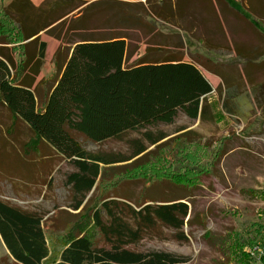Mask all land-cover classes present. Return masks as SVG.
<instances>
[{
	"label": "trees",
	"instance_id": "1",
	"mask_svg": "<svg viewBox=\"0 0 264 264\" xmlns=\"http://www.w3.org/2000/svg\"><path fill=\"white\" fill-rule=\"evenodd\" d=\"M86 4L82 0H56L43 9L31 0H12L3 9L2 18L18 30L21 61L9 46L2 33L5 25L0 22V157L12 154L15 161L11 165L0 161V176L8 181L15 175L27 180L37 166L46 172L55 157L66 160L76 168L67 176L75 194V211L81 210L98 186L101 166L123 161L86 151L77 134L96 144L127 141L131 134H139L141 139L128 142L133 150L128 158L131 160L167 138L163 132L155 135L152 129L174 125L180 115L193 121L215 120L208 101L214 93L208 76L219 77L229 86L231 82L223 70L227 66L193 53L184 35L210 53L219 48L213 40L216 34L232 35L236 52L243 58L233 23L245 19L264 35V26L241 0H176V12L171 0H148L145 18L132 11L128 3L102 0L80 10L78 19H66ZM92 18L99 24L91 26ZM110 20L115 25L108 27ZM156 23L164 26L165 33H156ZM129 27L146 29V38L151 37L144 43V55L135 60L130 53L126 56ZM45 31L63 42H83L74 47L69 60L65 52V59L56 62L58 72L47 80L41 77L47 43L38 37L30 42ZM227 50L231 55V48ZM247 59L244 71L249 72L257 63L249 56ZM246 76L252 79L249 73ZM254 90L261 95L264 83ZM217 91L225 95V84ZM24 131L30 137L28 142L20 139ZM190 135L185 133L186 138ZM197 184L192 181L185 187L191 189ZM183 201L156 205L150 200L138 203L136 209L117 199L100 201L93 207L90 204L85 207L88 221L71 229L59 244L40 213L21 210L0 199V237L14 264H184L190 259L169 252L142 253L127 248L158 223L175 230L178 240L187 241L184 228L190 206ZM127 214L133 216L134 224L126 219ZM92 227L109 243L108 249L95 246L89 232ZM251 227L250 238L237 236L234 241L236 264H254L245 248L256 243L264 233V225Z\"/></svg>",
	"mask_w": 264,
	"mask_h": 264
},
{
	"label": "rangeland",
	"instance_id": "2",
	"mask_svg": "<svg viewBox=\"0 0 264 264\" xmlns=\"http://www.w3.org/2000/svg\"><path fill=\"white\" fill-rule=\"evenodd\" d=\"M11 1L0 0V22L5 25L2 33L21 61L22 40L18 30L2 18L3 9ZM55 1L43 0L37 8L47 9ZM241 1L245 9L264 26V0ZM108 2L128 3L132 11L145 18L148 0ZM171 3L172 7L176 6V0H171ZM234 4L237 5V2ZM111 6L116 7L114 4ZM173 9L176 12V8ZM77 12L68 20L78 19L82 14ZM96 18L90 22L93 27L96 26ZM240 19L241 22L233 23V29L238 35L237 46L245 58L236 52L232 35L216 34L213 38L219 43L216 53L202 49L200 44L184 35L193 53L206 55L212 61L227 66L223 68L231 82L229 86L223 82L227 92L220 96L217 91L208 98L215 120L193 121L180 115L174 125L152 129L155 135L163 132L167 138L157 146L149 147L144 155L131 160L128 158L132 157L133 150L128 142L141 139L139 134H131L127 141L109 140L103 144L88 142L77 134L86 151L123 160L113 166H101L102 177L99 178L98 186L79 211L73 209L75 194L67 183V176L76 172V168L70 162L56 157L49 162L46 172L37 166L35 173L27 180L15 175L8 181L0 176V199L21 210L40 213L46 226L51 227L50 235L59 244L67 239L66 235L71 229L88 221L89 213L85 207L90 204L93 207L100 201L117 199L136 209L138 203L150 200L160 205L164 201L184 199L183 202L190 206V214L186 219L188 225L184 228L187 241L178 240L175 230L158 223L150 227L137 244L127 248L142 253L169 252L189 258V263L184 264H236L232 247L236 237L242 236L246 240L253 235L249 232L252 225H264V92L260 95L254 90L264 83V64L259 68L256 66L264 63V35L258 33L247 20ZM109 23L108 27L115 25L113 20ZM153 27L165 30L161 24L156 23ZM127 31L132 36L133 45L144 44L147 40L146 29L129 27ZM226 32L224 29V34ZM61 33L64 35L65 30L62 29ZM196 33L202 35L198 30ZM41 39L48 43L41 66V77L47 80L58 72L56 52L66 41L47 33ZM229 48L231 55L227 54ZM247 56L250 61L257 63L249 72L244 71L248 63ZM246 73L252 76V81ZM2 133L6 135V132ZM185 133H191L189 138L185 137ZM29 138L27 131L20 137L23 142H28ZM13 147L18 145L14 144ZM0 158V161H5L4 165L15 162L12 154ZM192 181L198 184L191 189L185 187ZM125 217L134 224L132 215ZM107 219L104 214V221ZM89 232L96 247H110L93 227L89 228ZM248 248L246 246L245 252ZM9 254L0 237V264H14Z\"/></svg>",
	"mask_w": 264,
	"mask_h": 264
},
{
	"label": "crops",
	"instance_id": "3",
	"mask_svg": "<svg viewBox=\"0 0 264 264\" xmlns=\"http://www.w3.org/2000/svg\"><path fill=\"white\" fill-rule=\"evenodd\" d=\"M34 2L33 4H34V6L35 7H39L41 4H42V1L43 0H31V2ZM83 1V0H82ZM8 2H9V0H8ZM12 2V1H11ZM11 2L9 3V4H11ZM87 2V4L85 5V6H83L82 8H80L79 10H76V11H78L77 13H79V11L80 10H83L84 8H86L87 7V5H89V4H92V3H96L97 1H95V2H93V1H86ZM8 4V5H9ZM7 5V6H8ZM7 6H5V7H7ZM74 13V12H73ZM73 15V14H72ZM71 16V15H70ZM70 16L68 17V18H66V19H69L70 18ZM150 20V19H149ZM156 29V33L158 34L159 32H162V33H165V30L164 29H161V28H155ZM158 29V30H157ZM163 30V31H162ZM44 34H46V31L45 32H43V33H40L38 36H36V37H33L32 39H31V41L30 42H32L33 40H35V38H40L41 39V37L44 35ZM132 37V36H131ZM149 38H151L150 36H149ZM149 38H147V39H149ZM126 40V42H127V54H126V56H128V54L130 53L131 55H132V60H135V59H137V58H140V57H142L143 55H144V53H145V49H146V45L145 44H141V45H133L134 43H133V40L132 39H130V38H128V39H125ZM41 41L42 42H45V41H43L42 39H41ZM45 43H47V42H45ZM78 44H83V42L81 41V40H74V41H69V42H65V43H62V47L60 48V51H57L56 53V59H57V61L56 62H62L63 61V59H65V52H68V59L67 60H69L70 59V57H71V55H72V53H73V50H74V47L76 46V45H78ZM47 48H48V43H47ZM46 51H47V49H46ZM66 60V61H67ZM209 77V81H210V83H211V85H212V87H213V91H214V93H216L217 92V89H218V87L219 86H223V82H222V80L219 78V77H215V76H212V75H209L208 76ZM213 93V94H214ZM210 104V103H209ZM212 106V105H211Z\"/></svg>",
	"mask_w": 264,
	"mask_h": 264
},
{
	"label": "built area",
	"instance_id": "4",
	"mask_svg": "<svg viewBox=\"0 0 264 264\" xmlns=\"http://www.w3.org/2000/svg\"><path fill=\"white\" fill-rule=\"evenodd\" d=\"M246 253L254 264H264V235L261 237L260 241L251 245Z\"/></svg>",
	"mask_w": 264,
	"mask_h": 264
}]
</instances>
